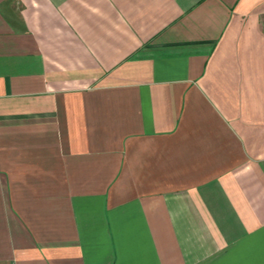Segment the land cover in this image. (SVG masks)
Listing matches in <instances>:
<instances>
[{"label":"crops","instance_id":"crops-1","mask_svg":"<svg viewBox=\"0 0 264 264\" xmlns=\"http://www.w3.org/2000/svg\"><path fill=\"white\" fill-rule=\"evenodd\" d=\"M0 264H264V0H0Z\"/></svg>","mask_w":264,"mask_h":264}]
</instances>
